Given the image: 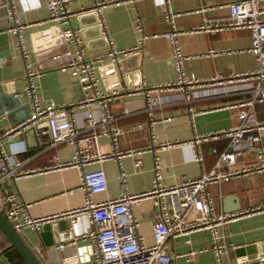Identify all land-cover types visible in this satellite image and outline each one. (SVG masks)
<instances>
[{
	"label": "crops",
	"instance_id": "0c3cea01",
	"mask_svg": "<svg viewBox=\"0 0 264 264\" xmlns=\"http://www.w3.org/2000/svg\"><path fill=\"white\" fill-rule=\"evenodd\" d=\"M232 1L235 0H170V5L175 11L183 12V15L176 19V28L183 32L178 40L184 53L199 55L187 63L186 69L200 79L213 76L228 78L233 74L254 70L257 66L256 57L249 51L252 44L249 29L218 32L194 30L205 24L206 20L226 17L229 14L227 9L207 8L198 12L196 10ZM11 2L17 6L20 21L27 25L23 32L26 47L33 52L37 67H45L40 68L42 73L37 79L38 94L43 104H70L83 97L82 86L77 77L70 71L61 70L64 62L52 64L54 54L72 45H67L58 38L59 31L67 25H61L49 18L46 8L48 0H0V146L6 153H9L11 148L4 133L25 121L29 114L27 97H17L25 88L26 73L24 61L17 49L16 36L10 30L14 26V18L10 13L6 15L7 6L10 8ZM98 2L111 3L105 8V17L116 48L131 49L137 45L140 34L133 26L137 15L143 18L144 29L149 34L171 29L165 19V8L157 6L154 0H76L70 6L74 14L71 26L83 39L86 55L90 58L105 55L109 49L99 16L93 9ZM36 4L39 5L38 8L34 7ZM210 50L221 53L216 56L201 55ZM105 63V66L98 69L101 87L104 89L115 87L126 91L144 85L145 89H148L153 84L167 83L176 75L172 64L171 44L165 37H150L139 49L124 57L121 63L123 75L118 72V66L112 64L109 59ZM3 96L9 97L7 103L3 102ZM246 96L233 93L196 100L190 104L195 111L194 122L191 120L188 105L182 102L167 104L149 114L145 110L146 101L143 95H125L111 101L110 106L118 117L117 124L123 129L119 148L133 150V153L120 159L109 158L87 167L88 170H105L108 178V189L96 194L93 199L102 202L118 198L122 193L119 179L121 171L128 174L129 193L141 194L150 190L156 156L160 157L162 162L164 185L178 184L188 178L198 177L201 166L195 160L194 148L189 141L195 132L214 133L240 124V109L230 105ZM6 105L11 107L10 113H3ZM126 109L130 111L129 114H125ZM252 111L259 122H264V102L256 103ZM167 116H174V119L157 122L154 125L155 136L152 137L150 120ZM139 124L145 127L136 128ZM46 128L47 123L42 121L24 128L21 133H14L11 138L17 142L14 147L25 149L17 155L21 168L36 171L18 178L9 177L4 181L5 186L15 192L20 200L30 204V213L36 218L62 214L85 203V193L79 189L80 174L77 168L40 171L50 165L54 156L64 162L70 160L74 152L73 147L68 144L52 146L50 136L43 133ZM259 135L264 142V127L260 129ZM167 143L172 145L158 151L159 146ZM228 143L229 140L223 138L203 144L207 169H211L217 160V155L213 154L211 149L215 147L219 152L223 151ZM101 149L105 153L111 152L108 138H101ZM143 149V152L138 153ZM137 159L142 160L139 169L134 165ZM254 162L255 152L251 151L241 159L239 166ZM209 191L218 212L244 213L221 228V232L226 236L225 242L231 244L229 251L222 255V261L234 263L264 254V209L246 213L252 208L264 206V173L249 174L222 184H213ZM237 208L239 210L235 211ZM133 211L140 220L138 233L152 245L156 215L152 198L144 199ZM61 220L67 222V230L44 228L49 224L57 227ZM20 235L44 264H60L61 257L53 249L74 237L69 218L53 219L44 223L39 230L27 228ZM188 239L191 240L190 243L187 242ZM83 243L82 239L78 240L79 245ZM211 243V232L206 229L195 231L188 236L169 238V253L176 256L171 264H218L213 251L193 257L187 255L191 250L210 246ZM9 246L10 241L0 230V264H27L19 252ZM50 249L48 253L47 250Z\"/></svg>",
	"mask_w": 264,
	"mask_h": 264
},
{
	"label": "built area",
	"instance_id": "2783aa9c",
	"mask_svg": "<svg viewBox=\"0 0 264 264\" xmlns=\"http://www.w3.org/2000/svg\"><path fill=\"white\" fill-rule=\"evenodd\" d=\"M76 0H48L46 8L49 18L61 25H67L58 33V38L67 45L63 54L67 61L61 65V70L70 71L77 77L83 90V97L78 102L58 104L49 102L44 105L39 94L37 79L42 70L37 67L33 52L24 42L23 32L27 27L17 15V6L11 2L9 13L14 18V26L10 29L16 36L17 49L25 65L26 85L17 97L26 96L29 105V116L19 125L8 129L4 136L10 146L6 153L0 146V210L12 224L17 233L22 234L27 228L39 230L41 226L56 218H69L73 239L61 243L53 250L61 257L60 264H171L176 256L169 253L168 240L179 236H188L198 230H209L212 243L200 249L191 250L188 257L200 253L213 251L218 264H264V254L254 259H244L234 263H224L222 255L229 251L230 245L225 242V235L221 228L228 222L237 220L244 213L218 212L210 195L209 187L213 184H222L233 179H239L249 174L264 173V142L259 131L264 127V122H259L253 113L256 103L264 102V0H235L221 2L207 6L208 9H227L228 16L206 20L205 24L194 30L218 32L228 29H249L252 44L249 51L256 57L257 66L254 70L233 74L228 78L213 76L200 79L195 73L188 72L186 65L199 55L185 54L178 37L183 32L176 28V19L183 12L175 11L170 0H154L157 6L165 8V19L171 29L165 32L147 33L144 29L143 18L137 15L134 29L139 32L137 45L131 49L116 48L109 34L105 8L111 3L98 2L94 10L99 16L100 24L108 40L109 49L105 55L90 58L86 55L83 39L76 29L71 26L74 15L71 4ZM38 8L39 5L34 6ZM191 13V12H188ZM70 25V26H68ZM150 37H165L171 44L172 64L175 68V78L167 83L153 84L150 88L138 86L123 91L112 87H101V78L98 69L105 66L107 59L118 66V72L123 75L121 62L124 57L141 47ZM221 51L210 50L202 56H216ZM115 69H113L114 71ZM242 93L247 95L244 99L232 103L230 107L239 108L238 118L240 124L226 130L194 134L189 143L194 148L195 160L201 166V173L196 178H188L178 184H163V166L160 157L156 156L153 168L152 186L150 190L141 194L128 192V174L121 171V195L112 200L95 201L93 197L108 189V178L105 170H88L90 164L102 162L116 157L131 155L133 150L119 148L123 129L118 126V117L114 114L110 103L121 96L143 95L145 97V110L152 114L153 110L162 108L167 104L182 102L188 105L191 120L194 122V101L225 94ZM125 110V114H129ZM174 116L151 119L149 122L152 137L155 136L154 125L157 122L172 121ZM46 122L47 128L43 131L52 140V146L61 144L71 145L74 149L72 158L68 161H59L54 156L46 168L65 169L77 168L80 174L79 189L85 193L83 206L69 210L55 216L36 218L30 213V204L19 199L18 195L9 190L4 181L9 178H18L36 170H23L17 155L24 148H16L17 143L11 138L14 133H21L24 128ZM145 126L139 124L138 129ZM110 141L111 152L105 153L101 149V138ZM227 138L228 146L223 151L211 149L217 155V160L211 169L205 166L203 144L213 140ZM168 145L159 146L158 151ZM139 150L138 153L143 152ZM255 152V162L240 165L241 159L249 152ZM135 168L139 169L142 160L135 161ZM152 198L156 207L153 224L154 243L148 244L145 237L138 233L140 220L134 214V207L141 204L144 199ZM263 210L264 206L252 208L246 213ZM194 216L192 217V214ZM82 239L83 244H78ZM191 242L190 239L187 240ZM235 248V246H232ZM38 250L41 252V248ZM52 250V251H53ZM51 251L47 250L49 253ZM56 262V260H55Z\"/></svg>",
	"mask_w": 264,
	"mask_h": 264
},
{
	"label": "water",
	"instance_id": "95a60500",
	"mask_svg": "<svg viewBox=\"0 0 264 264\" xmlns=\"http://www.w3.org/2000/svg\"><path fill=\"white\" fill-rule=\"evenodd\" d=\"M6 15H9V7L8 6H7ZM100 26H101V24H100ZM101 29H102V26H101ZM64 51H65V48L52 56L53 57V63L52 64L57 65V64H61V63L67 61V58L64 56L54 58L57 55L63 54ZM39 68H45V67L39 66ZM8 99H9V97L3 96V102L7 103ZM10 109H11V107L6 105V108L3 110V113H5L6 111H7V113H10L9 112ZM28 116H29V114H28ZM238 210H239V208L235 209V211H238ZM57 224H58L57 227L54 224H49V225L44 226V228L50 229V230H56L58 228L60 231H63V230L65 231L68 229L67 222L65 220H61ZM0 230L5 234V236L10 241L9 248H15L19 252V254L24 258V260L27 262V264H44L41 261V259L37 256V254L33 251V249L22 238V236L16 232V230L14 229L12 224L8 221V219L2 213L1 210H0Z\"/></svg>",
	"mask_w": 264,
	"mask_h": 264
}]
</instances>
